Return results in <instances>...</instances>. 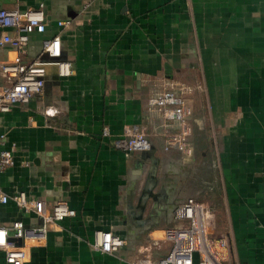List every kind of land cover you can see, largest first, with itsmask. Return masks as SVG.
Here are the masks:
<instances>
[{"label":"crops","instance_id":"obj_1","mask_svg":"<svg viewBox=\"0 0 264 264\" xmlns=\"http://www.w3.org/2000/svg\"><path fill=\"white\" fill-rule=\"evenodd\" d=\"M39 4L48 26L24 61L59 34L71 72L59 77L48 66L42 93L0 114V149L14 155L0 189L64 200L76 216L25 264H126L151 230L174 225V207L194 198L217 210L218 193L227 264H264V0H0V9ZM61 20L71 25L61 30ZM181 87L191 89L182 94L192 110L189 159L164 152L165 135L178 128L148 106ZM134 128L149 135L151 154L118 147ZM152 183L156 198L144 199ZM17 219L12 202L0 206L1 226ZM97 230L125 246L96 252Z\"/></svg>","mask_w":264,"mask_h":264},{"label":"built area","instance_id":"obj_2","mask_svg":"<svg viewBox=\"0 0 264 264\" xmlns=\"http://www.w3.org/2000/svg\"><path fill=\"white\" fill-rule=\"evenodd\" d=\"M56 25L63 30L71 25V21L61 20ZM47 26L43 4L23 12L0 9V29L8 30L0 35V50L7 54V59L0 61V114L27 105L40 95L45 86L48 66H55L59 77L70 75V63L61 60L59 34L42 40L36 59L24 61L32 37L43 35ZM190 90L181 87V94L165 91L148 100L149 108L164 123H174L178 128L177 132L165 135L164 152H177L184 159L191 158L194 153L190 140L192 110L182 95ZM126 134V139L118 144L126 153L150 151V137L143 130L134 128ZM108 135L105 129L103 137ZM13 164V149H0V175ZM8 202L15 205L20 219L5 226L0 225V264H25L34 249L47 243L53 228L76 216V211L64 200L50 203L45 199L28 198L24 192L8 196L0 189V206ZM172 216L174 225L159 233L151 230V235L136 248L126 264H225L228 243L223 237L212 238L214 215L205 204L188 198L172 209ZM24 218H29V221L25 222ZM165 243H170L171 248L167 254L159 255ZM125 244L123 238L111 231L94 232L92 248L101 254L112 255Z\"/></svg>","mask_w":264,"mask_h":264},{"label":"rangeland","instance_id":"obj_3","mask_svg":"<svg viewBox=\"0 0 264 264\" xmlns=\"http://www.w3.org/2000/svg\"><path fill=\"white\" fill-rule=\"evenodd\" d=\"M218 198L215 197L213 203L216 205V203L220 204V207L216 205V207L218 208L217 210H214L210 209L209 210L211 212H213V215L215 217V223H212V227H211V230L213 232V236L212 238L213 239H218L222 231V229L225 227L224 224L222 223V220H224V217H225V213H224V210H223V201H224V194L223 193H218L217 194ZM204 203V202H203ZM171 248V244L170 243H165V245H163V250H162V254H167L169 252ZM225 264H227V262H225Z\"/></svg>","mask_w":264,"mask_h":264},{"label":"water","instance_id":"obj_4","mask_svg":"<svg viewBox=\"0 0 264 264\" xmlns=\"http://www.w3.org/2000/svg\"><path fill=\"white\" fill-rule=\"evenodd\" d=\"M44 59H46V57H44ZM147 154H151V151L147 152ZM153 177H154V173H152V178H153ZM150 183H151V182H150ZM152 185H153V183L150 184V186H148L147 190L143 192V197H144V199H147V198H149V197H151V198H153V199L156 198V196L152 194V188H151Z\"/></svg>","mask_w":264,"mask_h":264}]
</instances>
